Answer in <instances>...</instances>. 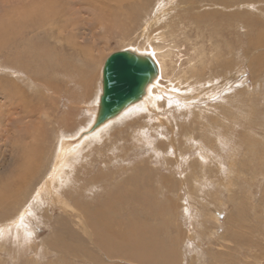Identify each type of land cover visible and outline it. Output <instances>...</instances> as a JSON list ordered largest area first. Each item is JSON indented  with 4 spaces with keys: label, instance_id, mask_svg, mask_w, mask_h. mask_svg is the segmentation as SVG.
<instances>
[{
    "label": "rangeland",
    "instance_id": "1",
    "mask_svg": "<svg viewBox=\"0 0 264 264\" xmlns=\"http://www.w3.org/2000/svg\"><path fill=\"white\" fill-rule=\"evenodd\" d=\"M160 1L149 0L151 4L145 11L146 14H143L145 15L143 18L142 14L137 16V13L133 11V7L136 5V8H138L144 0H124L122 2L120 0H107V3H111L117 11H113L115 14L104 12L99 4L96 5L97 0H0V127L8 122L7 119L12 118L10 126L6 127V133H9V136L7 135L8 137L5 136L2 139L3 135L0 134L2 135L0 137V197L3 198L2 203H5V206H8L12 201L14 202L18 196H21V188L25 187L26 184L28 186L27 194H23V197L30 196L32 191L34 192L42 184L43 181L41 182V180L47 173L48 165L53 163L51 146L55 142L54 127H56V124L46 125L48 123L45 120L43 121L42 118L44 123H42L43 131L40 138L34 140L32 138L33 134H30L33 129L41 128L39 126V116L35 112L43 111V106L41 109L42 104L39 101V93L36 94L35 91L43 89L42 99L46 103H42L44 106H48L49 111L53 112L58 119L67 110L72 113V108L75 107V104L71 106L72 95L73 99H76L75 101L80 100L81 104L83 100H88L95 93L98 79L101 77V63L103 65L104 60L110 54L130 47L139 48L147 43L148 38L144 35L143 29H147L150 32L152 37H150L149 42L155 43L154 45L161 44V41L169 40L166 47L177 46L174 50L181 56L179 59L176 58L177 66L181 62L188 67L190 64L188 57L193 56L194 49L198 46L203 49L207 57L208 55L213 57L212 51L216 53L220 50L222 53L228 51L227 56L217 58L218 62L229 61V65L231 63L230 69H224L228 71L227 73L230 76L235 77V75L246 73L247 81L245 85H250V89L255 86L256 78H264V0H164L163 3V0ZM121 3L122 5H120ZM159 6L160 8L164 7L163 11ZM166 11L169 12L167 13ZM158 12L160 13L159 15ZM161 16L162 18H160ZM162 19L163 21H161ZM4 23L8 28L2 26ZM157 25L159 26L157 27ZM164 27L165 29H163ZM170 27L173 29L175 36H168L163 40V31L168 32ZM157 29H160V34L156 31ZM157 36L162 40L158 39ZM258 57L259 59H257ZM47 61L51 63L58 62L57 65L60 63L63 66L66 64L67 70L65 71L62 66H59L55 72L48 68L45 72H42L40 69H42V65H46ZM259 64L263 66L261 65V67ZM237 66H242V70L239 68L238 70L241 71L236 72ZM254 69L259 71L254 73ZM80 70L89 72L87 86H82L79 83L81 78H79V74L81 75ZM97 71L99 74H96ZM213 73V71L207 70L206 79L210 78ZM251 74H254V76H251ZM39 75L42 77V85L36 83L40 80ZM221 77L219 79H211L206 85L210 87L216 86V90H223L222 88L229 84H227V80ZM48 78H50L49 84L54 86L50 90L45 87V80L47 81ZM167 80L172 84L169 89L170 91L171 89L175 91L174 94L177 95V99L173 102H168L160 97L158 98L160 103H165L166 109L178 107L182 111H188V108L182 105H184L183 103L189 96L197 94V92L192 91L186 83L183 84L182 82L175 87L179 80L171 78H167ZM163 82L168 84L165 80ZM11 83L14 84L12 85ZM164 83L160 86L164 87ZM177 87L182 88V90ZM87 90L89 91L87 92ZM153 90L152 93L161 96L156 89ZM252 91H255L253 95L257 93V90ZM21 92L24 93V99L28 98V101H30L31 105L27 107V110L22 111V108H25L18 99L15 102L11 99L5 102L2 98L3 95L10 94L11 98L15 99L14 96L19 95ZM28 93L30 95L26 97ZM263 94L264 90L256 94L258 96L255 100H252L251 104L248 102H236L235 104L240 109L232 107V105L221 99L212 100L211 104L213 106L208 113H212L216 109L215 107L218 108L216 106L218 104L228 105L227 110L219 106L220 110L218 109L219 111L216 110L213 113L214 117L212 118H216L221 123V126H217L218 128L215 129L198 130L197 132L199 133L197 135L192 133V140H188L186 144H181L180 147L183 150L184 147L192 146V149L186 154V160H189L191 155L192 158L197 157L200 161H203L205 165L206 174L201 177L199 183L195 179L193 180L192 177V182L189 183L192 185L191 189L190 185L187 186V189V184L182 183L184 184L182 185L180 183L179 180L184 177L185 172L183 171L184 169L176 167V159L166 161L163 158H157L155 153L149 150L146 145L142 147V144H138L139 147L130 148L128 152L130 156L125 159L124 156L126 154L123 152V148L125 149L124 140L121 139L120 142L119 139L116 140L117 136H127L128 131H126L125 123L118 125V128L123 126L125 132L119 135L116 130V135L112 136V140L116 141L115 143L109 142L107 146L100 145L102 146L101 148H96L92 151L93 153L89 155V160L92 163L89 166L77 164L76 175L79 174L83 180L88 177L91 180L100 171L114 170L115 173L111 176L113 179L110 180L111 184H108L107 187L109 189L115 187V193L125 190L130 193L136 191V187L133 185L134 180L131 182L128 180L127 182L125 179L133 173L134 167L142 162L148 168H152V170L160 174L171 171L169 174L172 175L171 181H173L174 185H171L170 188H165V196L163 195L164 184L156 181L159 174L153 176V174L143 172V174L139 173L136 175L137 180L141 177V181H144V189L136 191L138 193H136L135 198H138L139 195H145L143 194L146 191L145 185L155 187V191L149 198L154 204L156 203L155 212L161 213L160 215L157 214L156 220H151V225H155L157 239H159L155 243L154 250L156 246L158 249L154 252L157 254L158 250L159 254L157 255L159 256L155 254L154 258L145 261L146 264H264ZM85 95L89 97L87 98ZM52 97L53 99H51ZM149 99H151L150 95L147 100ZM153 103L150 105V110H145L143 108L144 103L141 102V105L135 110L127 111L126 114L124 113L120 117L123 116L122 119L128 122L141 115H149L155 109ZM15 104H19L22 107L21 113H8L9 108L11 106L14 108ZM80 104H76L77 106H82V109L79 111V116L74 118L73 127L83 124L87 117L90 116L85 111L87 109L85 106L87 105L85 103ZM201 107H205V104ZM32 108L34 112H32ZM197 111L199 112V109ZM157 112L159 111L157 110ZM225 112H227V115ZM228 112L233 116L236 115L239 122L236 123L231 119L225 120L229 117ZM29 114L33 117L29 116ZM202 114L204 115V113ZM35 116H38L36 120ZM158 116H161V114ZM120 117L113 120L114 123H117ZM188 117L187 121L191 119V115H188ZM18 119H21L22 122L16 121ZM156 119L153 122L159 121ZM179 120H185V118L176 117V119L172 118L170 120L174 125L175 137H177V132L179 131L175 123H179ZM54 123L56 122L54 121ZM69 124L71 126L72 122ZM219 133H222L221 136ZM205 135L208 136V140L213 141V144L215 143V151L205 143L207 142ZM161 138L167 139L166 137ZM116 143L117 145L112 147V144ZM134 143V139L129 141V145ZM34 144L35 146H33ZM118 145L120 148L122 145L123 147L120 149ZM42 147H44L43 150ZM200 148L210 151L207 153L208 157L206 159L200 156ZM211 151L217 152L218 156H215ZM26 161H28V166H26ZM82 161L83 159L79 158L77 162L81 163ZM220 161H222V165L219 164ZM183 163L185 168L186 162ZM38 170L39 172H37ZM27 171L30 174L24 180L23 178L25 177L21 176ZM92 173L93 175H91ZM22 179L24 181H21ZM17 185L19 188H17ZM21 185L22 187H20ZM76 189H71L69 193L79 192ZM167 189H170V191ZM199 190L203 191L202 194ZM93 192H86L84 194L87 197L86 199L92 201V197L99 196V193H102L100 189H95ZM13 194L16 196L14 199L11 197ZM188 196L195 197L194 201L192 198L189 199ZM197 196L201 197V199ZM10 197L13 200L9 203L7 201ZM108 199L113 203L120 204L118 200L112 197ZM174 199L176 202H173ZM81 200L82 198L80 197ZM194 205H197V208ZM44 207L45 205H42L40 213L42 223H38L39 227L36 226L38 227L34 236L36 243L28 250H25L24 247L19 248L17 244L11 241H0V264H145L144 261H137L127 257H109L110 255L106 251H97L93 248V243H90L86 238V242H84L77 238L74 233L76 223L72 220V216L76 213L75 211H70V214L65 216L68 221H53L55 224L53 222L52 224L50 220L59 216L63 210L59 208V205L54 207L55 211L50 210L47 206L46 208ZM199 207H201V211ZM15 208V204L8 206L10 215L15 214H12ZM123 209L126 211H123ZM136 216L129 206H124L117 211L114 219L115 221L121 219L124 223L132 224L138 221ZM7 221L6 219L0 221V226L7 224ZM166 241H169V243L167 244ZM54 242H56L57 246H61L62 243L66 244V242L73 246L79 244V249H75L72 252H63L60 249H54V251L49 247V244ZM161 242L163 245H161ZM38 245L42 246V250L38 249ZM129 248L127 247L124 252L130 251ZM77 252L81 254H77ZM44 253L45 255H43ZM93 254L97 256L95 261L89 259V256ZM157 259L160 261H157Z\"/></svg>",
    "mask_w": 264,
    "mask_h": 264
},
{
    "label": "bare ground",
    "instance_id": "2",
    "mask_svg": "<svg viewBox=\"0 0 264 264\" xmlns=\"http://www.w3.org/2000/svg\"><path fill=\"white\" fill-rule=\"evenodd\" d=\"M122 1H124V0H120V2H122ZM160 2H159V5H160ZM163 2H164V0L162 1V3ZM98 4L100 5V7L103 8L104 12H108V14H115V12H117L111 3H107V0H97L96 5H98ZM150 4H151V2H149V0H144V2H142V4L140 3V6L138 8H136V5H135L133 7V11H135L137 13V16H139L141 14L143 15L145 13V11L149 8ZM120 5H122V3ZM159 8H160V6H159ZM163 8H160V9L162 10ZM226 8H228V7H226ZM72 10H73V8H72ZM113 11H115V12H113ZM158 11H160V10L158 9ZM166 12L168 13L169 11H166ZM166 12H165V14H166ZM160 13H161V11H160ZM160 13L158 12V15ZM153 14H154V12H153ZM158 15H157V17H158ZM144 17H145V15H143V18ZM163 17H165V16H163ZM151 18H152V16H151ZM160 18H162V16ZM155 19H156V16H155ZM158 19H159V17H158ZM158 19H157V21H158ZM165 19H167V18H165ZM75 21H77V20H75ZM161 21H163V19ZM148 25H149V23H148ZM165 25H167V24H165ZM2 26H4L5 28H8V26H6L5 23L2 24ZM150 26H151V24H150ZM153 26H155V25H153ZM158 26L159 25H157V27ZM163 29H165V27ZM150 30H151V28H150ZM159 30L158 29L156 30V31H158V34L161 33V31H159ZM161 30H162V28H161ZM172 30L173 29L170 27V30H168V32L163 31L164 33L162 32L163 33L162 39L164 40L168 36L172 37V35L175 34ZM142 31H144V35L148 38L147 43L145 45H143L142 47H139V48L130 47L127 49H135L138 52L148 53V54L153 55V57L155 58V60L157 61L158 65H159V70H160L159 76L153 83L150 84V86L148 87L147 93L142 100H140L139 102L129 106L126 110H124L117 117H115L114 119H112V120L106 122L105 124L101 125L95 131L91 132L89 130H90V127L92 126V124L94 122V119L96 117V113L98 111V102H99L100 93L102 91V85H101L100 77L98 79V82H97V85L95 88V93L93 92L94 94H92L90 96V98H88L89 96L87 97L85 95L88 98V100L87 99L85 101L83 100L82 101L83 103L80 104V100L75 101L76 99L74 100L73 95H72V100L70 102H71V106L73 104H75V107L73 106L74 108H72V113L69 110L64 112V114L62 115V117H60V119L55 117L53 112L49 111L48 106L46 107L43 105L42 102H45L44 99H42V90L43 89L39 90V91H35L36 94L39 93L38 94L39 95V101L42 104L41 109L43 106V111L39 109L40 111H37V113L35 112V114H37L39 116V118H38V116H35V120L37 118L40 120L39 126L41 128L33 129V131L30 134H33L32 138H34V140H36V139L38 140L40 138V136L42 135V133H41L43 131L42 130V123H44L43 122L44 120L48 123L46 125L56 124V127H54L55 128V142H54V145L51 146V150H53V155H52L53 163L48 165L49 167L47 168V173L45 172L46 175L42 178L43 180H41V182L43 181L42 184L39 185L34 190V192L33 191H32V193L30 192L31 193L30 196L27 195L26 198L23 197V194H27V187L28 186L26 183H25L26 186L21 188V191H22L20 193L21 196H18L14 202L12 200L16 197L15 194H13L12 196L10 195L13 199H11V197L8 198L9 200L7 202L10 203V201H12L8 206L15 204V207H16L15 211H12V214L13 213H15V214H13V215L9 214L8 206H5L6 204L2 203L3 198L0 197V221H4L5 219L8 220L7 224H4V225L2 224L0 226V239H1L0 241H2V242L11 241L12 243L17 244L19 248L24 247L25 250H28L29 248H31V246H33L36 243L34 236L36 235L39 224L42 223L41 217H40V213L42 211V205L43 206L45 205L44 208H46V206H47L50 210H53V211H55L54 207L56 205H59V208H62V210H63L62 213H60L59 216H57L56 218L50 220V222L51 223L53 221L64 222L65 220H67L65 218V216L67 214L69 215L70 211H75L76 213L72 216V218H73L72 220L76 224L78 222V224L77 225L75 224L76 227L74 226V230H75L74 233L77 235V238L83 240L84 242H86V239H87L90 243H93V248L96 249L97 251H99V250L100 251H106L108 253V255H110L109 257H113V258L114 257H119V258L127 257L130 259L132 258L134 260L144 261V262L149 261L150 258H154V255L156 254L154 251H156V249H158L156 246V249L154 250L155 243L159 239H157V233H156L155 225H153V226L151 225V222H152L151 220H154L158 213L155 212V210H156L155 204L156 203L154 204L152 202V200L149 198V196L151 197V195L153 194V191H155V189H154L155 187H152V186L150 187L148 185H145L146 191L143 193L145 195H139L138 198L137 197L135 198L136 193H138L136 191H142L144 189L143 188L144 187L143 186L144 181H141L140 176H139L140 178L137 180L136 175L139 173L143 174V172H146L148 174H153V176L154 175L157 176L159 174V177L156 178L157 179L156 181L161 182V184L162 183L164 184V187L162 186L164 188V191H163L164 194L163 193L162 194L165 196V188H170L171 185H174L173 181H171L172 175L169 174V173H171V171L165 172L166 174L165 173L160 174V173L155 172V170H152V168H148L142 162L141 164L136 165L133 169L134 170L133 173H131L128 176V178L125 179L127 182H128V180H130V182L132 180H134L133 185H134V187H136V191L133 193L132 192L130 193V192H127L125 190V191H121V192L119 191V193H115V191H116L115 187H112L110 189L107 187L108 184H111L110 180L113 179V177H111V176H113V174L115 173L114 170H112V171H100V172H98L97 175H94L91 178V180L89 177L87 179L83 180V178H81L79 176V174L76 175V170L78 169L77 164L89 166L90 163H92L89 160V155L93 153L92 151L95 150L96 148H101L102 146H100V145L107 146V143H109V142L115 143L116 141L112 140L113 139L112 136L116 135L115 134L116 130L118 131L119 135H120V133L125 132L123 126L118 128V125L125 123L126 131H128L127 136H123V137L117 136V138H116V140L119 139V142L121 139L124 140L125 149L123 148V152H124V154H126L124 156L125 159L129 158V156H130L128 154L130 148H132V149L137 148V147H139L138 144H142V147L143 146L145 147V145H146V147H148L149 150H151L155 153L157 158H163L166 161H173L174 159H176V167H178V169L179 168H182V170L184 169L183 171L185 172L184 177L179 180L181 184L185 183V184H187L186 185V187H187L188 185H190L189 183L192 182V177H193V180L195 179V181H198V183H199V181H201V177H204L203 175L206 174L205 170H204L205 165H204L203 161H200L197 157L192 158L191 155H190V159L186 160V158H187L186 154L192 149V146L184 147V149L181 150L180 149L181 144H186V142L188 140L189 141L192 140L191 134L193 133L194 135H197L199 133V132H197L198 130L202 131V130H207V129H215V128H218L219 126H221V123L216 118H212V117H214L213 113H215L216 110L219 109V106L222 107L223 109L227 110L228 105L218 104V105H216V106H218V108L215 107L216 109H214V107H213L214 111H212V113H208L211 111L212 106H213L211 104L212 100L215 101L217 99H221L222 101L227 102L229 105H232V107H234L236 109H240L239 106L236 105L235 103L236 102L237 103L248 102L251 104L253 102L252 100H255L256 97L258 96L256 94H258L261 90H264V78H261V77L256 78L255 86L253 87V89H250V85H245V83L247 81V78L245 77L246 73L241 74V75L240 74L235 75V77L230 76L229 73H227L228 71H225L224 69H226V68L230 69L231 63L229 65V61L218 62L217 58H220L221 56H227L228 51L225 53L223 52L224 55L221 52V50L217 51V53L215 51L214 52L212 51L213 57H211L209 55L207 57V55H205L203 49H201L198 46H197V48L194 49L193 56L188 57L189 58L188 62L190 63L188 65V67L185 64L183 65L181 62L177 66L176 61H177V59H179L181 57V56H179V53L176 50H174L177 46L173 45V47L171 46V48L166 47V44L169 42V40H164V42L161 41V44L154 45L155 43L153 44V43L149 42L150 37H152L150 35V32L147 29H145V30L143 29ZM157 38H158V36H157ZM153 39H155V38H153ZM174 43H175V41H174ZM225 59L228 60L227 57H225ZM257 59H259V57ZM191 62H194V63H191ZM57 63L58 62H52L51 63V62L47 61L46 65H42V69H40V70H42V72H45L48 68L49 70L55 72L58 70L59 66H62L65 71L67 70L66 69L67 66H65L66 64L64 62H62L65 64L64 66L61 65L60 63L57 65ZM259 65L261 66L262 64H259ZM97 66H99V65H97ZM101 66H103L102 63H101ZM92 68H94V67H92ZM239 68L242 70L243 67L237 66V69L235 68L236 72L241 71V70H238ZM255 69H257V68H255ZM255 69H254V73L259 71V70H255ZM207 70H211L214 72L212 75H210V78H208L209 80L206 79V77H205ZM101 71H102V69H101ZM80 72H81V75L79 74V78L80 77L81 78L79 79L80 82L79 81L78 82L82 86H87L88 85L87 83L89 80L88 79L89 72L83 71V70H80ZM93 72H95V71H93ZM244 72H246V71L244 70ZM82 74H83V76H82ZM96 74H99L98 71ZM221 76H223V77H221ZM251 76H254V74H251ZM74 77H69V78L73 79ZM93 77H94V75H93ZM220 77L224 80H227V84H229L225 88H222L223 90H218V89L216 90L215 89L216 86L210 87V86L206 85V83L208 81H210L211 79H219ZM167 78L179 80V82L175 85V87L180 85V83L182 82L183 84L186 83L192 91L197 92V94L189 96V98H187V100L183 103L184 105H182V106H186V108H188V111H185V110L182 111L178 107L166 109L165 103H160V100L158 99L160 97L164 98L168 102H173L174 100L177 99V95L174 94L175 91L172 89L170 91V89H169V87L172 84H170L168 82ZM39 79L40 80L37 81L36 83L42 85V82H43L42 77L40 76ZM163 80H165V82H167L168 84H165L163 82ZM49 81H50V78H48L47 81L45 80V87H47L48 90H50L54 87V86L49 84ZM218 81H220V80H218ZM163 83L165 86L161 87L160 85H162ZM11 84L13 85L14 83H11ZM38 88H40V87H38ZM177 88L182 90V88H180V87H177ZM153 89H156L158 91V93L161 94V96L157 95L156 93H152L154 91ZM215 90H216V92H215ZM252 90H257V93L255 95H253V92H255V91H252ZM88 91L89 90H87V92ZM28 95H30V94L28 93L26 97H28ZM149 95H150L151 99L147 100ZM46 96H47V94H46ZM46 96H44V97H46ZM11 97L12 96L10 94H6V95L2 96V98L4 99L5 102H7L10 99L15 102L18 99V101H20L24 105L23 107L25 109H23L19 104H15L14 108H12V106H11V108H9V110L6 108L8 110V113L20 114L21 108H22V111L27 110V107H29L31 105L30 101H28V98H26V100L24 99V93H22V92L19 93V95L14 96L15 99H12ZM78 97H76V98L78 99ZM93 97H94V100L92 101ZM80 98H81V96H80ZM51 99H53V97ZM189 99H191V100L189 101ZM52 101H54V100H52ZM263 101H264V99H263ZM141 102L144 103L143 108L145 110H150V105H151V103L154 102L153 106L155 109L152 110V112L149 115H141V116L136 117L133 120L128 121V122H126L124 119H122L123 116L120 117L124 113L126 114L127 111L135 110L137 107H139L141 105ZM84 103H85V105H87V106H85L87 108L85 111H87L88 115L90 114V116L87 117V119L85 120L84 123L81 121L83 124H80L79 126L73 127L72 125L75 121L74 118H77L79 116V111L82 109V106H77V105L78 104L82 105ZM214 103L216 104V102H214ZM204 104H205V107H201ZM51 106H53V105L51 104ZM50 109L52 110V108H50ZM198 109H199V112L197 111ZM32 110H33V108H32ZM157 110L159 112H157ZM32 112H34V110ZM158 113L161 114V116H158L159 115ZM202 113H204V115ZM225 113L227 115V112H225ZM225 113H223V114H225ZM1 114H3V113H1ZM188 115H191V119H189L187 121L186 119H187ZM219 115H220V113H219ZM228 115H229V117H227L225 120L231 119L232 121H235L236 123L239 122L236 115L233 116L232 114H229V112H228ZM29 116H32V115L29 114ZM162 116H165V117H162ZM118 117H120L119 118L120 120L117 121V123H114L113 120L117 119ZM176 117L185 118V120H179V123H177V122L175 123V126H178V128H179V131L177 132V137L174 136V133H175L174 125L170 121L172 118L176 119ZM42 118H43V121H42ZM155 119L159 120V121L153 122ZM7 120H8V122L4 123V125H2L0 127V134L3 135V137H2V135H0V137H2V139H4L5 136L6 137L9 136V133H6V127L10 126L9 124H11L12 118H9ZM20 120L21 119H18L16 121L22 122V120L21 121ZM54 121L56 123H54ZM71 122H72V124L70 126L69 123H71ZM169 122H170V124H168ZM18 128H20V127H18ZM221 134L222 133H219L220 136H221ZM161 137H166L167 139L161 138ZM205 137H206V141H207L205 143H207L215 151V149H214L215 143L213 144V141L208 140L207 139L208 136L205 135ZM133 139L135 140V143L133 145H129V141H131V140L133 141ZM163 139H165V140H163ZM119 142H117V143H119ZM117 143L112 144V147L117 145ZM33 146H35V144ZM118 147H119V145H118ZM122 147H123V145H122ZM203 147H204V145H203ZM43 148L44 147H42V150H43ZM127 148H128V151H127ZM120 149H119V151H120ZM27 152H29V151L27 150ZM208 152H210L208 149H207V151H205L204 149L200 148V156L203 159H206L208 157V154H207ZM211 152L214 153L215 156H218L217 152H213V151H211ZM42 155H43V153H42ZM29 157H30V155H29ZM102 157H103V155H102ZM79 158L83 159L82 162H84L85 164L82 162L81 163L77 162ZM28 161H26V166H28ZM42 162H43V160H42ZM183 162H186L185 168L183 166V164H184ZM29 163H30V161H29ZM219 164L222 165L223 164L222 161H220ZM44 166H45V163H44ZM26 169H28V168H26ZM142 169H143V171H142ZM39 170H41V169H39ZM39 170L37 172H39ZM101 170H103V169H101ZM37 172H35V173H37ZM29 174H30V172L27 171L26 173H23V175L21 177H25L23 179L26 180V178ZM91 175H93V173ZM23 179L21 181H24ZM82 181H86V182L83 183ZM208 181H210V179H208ZM208 181H204V182H208ZM149 182H150V180H149ZM204 182H202V183H204ZM193 183H194V181H193ZM205 184L207 185V183H205ZM159 185H157V186H159ZM182 185H184V184H182ZM191 186L192 185H190V189H191ZM20 187H22V185ZM17 188H19L18 185H17ZM73 188H75V189L77 188L79 190V192L76 189V191H77L76 193H74V194H73V192H72V194L69 193L71 191V189L73 190ZM193 188H194V186H193ZM14 189H15V187H14ZM95 189H97V190L100 189L102 193H99V196H95V197H92V195H93L92 194L91 195V197L93 198L92 201H90L89 199H86L87 197H85L84 194L86 192L94 193L93 191ZM187 189H188V187H187ZM159 190L161 191V189H159ZM168 191H170V189ZM211 191H212V189H211ZM199 192H201V191L199 190ZM202 192H201V194H202ZM156 194H159V193H156ZM196 195H198V194H196ZM204 195L206 197V193ZM172 196H174V195H172ZM80 197L84 201H82V200L80 201ZM110 197L118 200L120 202V204H116V203L111 202L108 199ZM188 197H189V199L192 198L193 201L195 199V197L194 198L190 197V196H188ZM156 198H158V196H156ZM199 199H201V197ZM172 200H173V197H172ZM204 201H206V200L204 199ZM173 202H176L175 199ZM201 204H203V203H201ZM201 204H199V205H201ZM124 206H129L131 211H133V213L137 215L136 216L138 218L137 222H134L132 224L131 223L127 224V223H124L121 219L115 221L114 215H117V211ZM206 206H208V204H206ZM195 207L197 208V205ZM196 208H195V210H197ZM199 208L201 211V207H199ZM207 208H209V207H207ZM49 209H45V210H49ZM212 210H213V208H212ZM123 211H126V210L123 209ZM139 212H140V214H139ZM198 212H199V210H198ZM210 212H208V213H210ZM83 213H85V214H83ZM160 214H158V215H160ZM120 215H122V214H120ZM214 216H216V215H214ZM75 218H76V220H74ZM198 218H200V217H198ZM213 218H215V217H213ZM161 225H163V224H161ZM36 226H38V227H36ZM52 232H54V231L52 230ZM71 233H73V232H71ZM166 239H163V240H166ZM168 243H169V241L167 242V244ZM49 245H50L49 247H51L52 250L60 249L63 252H72V251H75V249H79L78 248L79 244L77 246H75V245L73 246V245L67 244V242H66V244L62 243L61 246H57L56 242H54L53 244L50 243ZM161 245H163V243ZM37 247H38V249L42 250V246L38 245ZM127 247H130L129 248L130 251L124 252ZM163 247H165V246H163ZM167 247H168V245H167ZM161 248H162V246H161ZM106 252H104V253H106ZM50 253H52V252H50ZM77 254H81V253L77 252ZM157 254H159L158 250H157ZM169 254H171V253H169ZM43 255H45V253ZM70 256H71V254H70ZM157 256H159V255H157ZM170 256H172V255H170ZM96 258H97V256L94 254L89 256V259L93 260V261H95ZM163 258H165V257H163ZM168 260L170 261L169 257H168ZM157 261H160V260L157 259ZM145 264H146V262H145Z\"/></svg>",
    "mask_w": 264,
    "mask_h": 264
},
{
    "label": "water",
    "instance_id": "3",
    "mask_svg": "<svg viewBox=\"0 0 264 264\" xmlns=\"http://www.w3.org/2000/svg\"><path fill=\"white\" fill-rule=\"evenodd\" d=\"M159 72V65L151 54L135 49H123L110 54L102 66V91L98 111L89 131H95L142 100Z\"/></svg>",
    "mask_w": 264,
    "mask_h": 264
}]
</instances>
